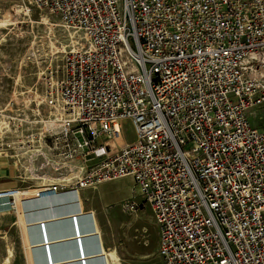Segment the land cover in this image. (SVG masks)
Wrapping results in <instances>:
<instances>
[{"label":"built area","instance_id":"1","mask_svg":"<svg viewBox=\"0 0 264 264\" xmlns=\"http://www.w3.org/2000/svg\"><path fill=\"white\" fill-rule=\"evenodd\" d=\"M29 3L82 44L53 58L32 186L0 189V214L23 190L130 178L120 208L148 206L163 264H264V0ZM122 121L134 139L118 146Z\"/></svg>","mask_w":264,"mask_h":264},{"label":"rangeland","instance_id":"2","mask_svg":"<svg viewBox=\"0 0 264 264\" xmlns=\"http://www.w3.org/2000/svg\"><path fill=\"white\" fill-rule=\"evenodd\" d=\"M76 42L82 44L79 34L64 28L55 15L31 6L29 0H0V168L4 166L8 173L0 182H17V187L32 186V183L20 181L23 178L29 179L28 170H33L26 169L30 159V154L25 149L27 143L33 141V136L40 127L43 129L50 124L44 120L48 112L40 96L42 82L54 66L53 58L72 49ZM258 73L264 77V63L260 64ZM121 134L115 145L122 146L124 142L134 139L133 127L129 121L121 122ZM35 168L41 170L38 166ZM43 172L45 176L50 174L48 169L46 174ZM35 174L43 176L41 171ZM132 184L130 178H123L87 190L83 203L87 210L95 214L98 230L85 223V217L92 218V212H84L78 221H68L73 217L64 216V219L59 214L50 217L44 213L36 214V218L31 220L29 214H23V226L30 227L27 226L30 221L33 224L31 226L59 223L64 232L62 229H50L48 242L45 240L48 238L42 237L43 233H40V239L31 237L30 245H27L29 249L22 235L25 255L20 232L15 227L5 228L3 237H7L3 242L6 241L12 251L7 249L3 264H10V261L11 264H50L46 257L47 250L51 252L53 261L58 260L61 249L62 253L67 251L68 257H76L79 256L77 249L81 238L85 245H99L94 250V256H87L88 253H85L84 261L89 264H101L99 260H103V264H163L157 253V228L148 206L141 204L136 211L130 213L120 208V203L130 197ZM35 190L38 189L29 191ZM56 199H52L50 203H36L34 208L64 204L63 200ZM25 204V210H29ZM16 216L18 222V215ZM65 220L68 222L64 223ZM23 233L28 235L27 231ZM101 236L109 250L102 246ZM65 247L67 249L64 250Z\"/></svg>","mask_w":264,"mask_h":264},{"label":"crops","instance_id":"3","mask_svg":"<svg viewBox=\"0 0 264 264\" xmlns=\"http://www.w3.org/2000/svg\"><path fill=\"white\" fill-rule=\"evenodd\" d=\"M0 173L3 174V175H0V180H4V177L6 178V176H8L7 175L8 173H7V171H6V169H5L4 166H1ZM7 178L13 179V178H10V177H7ZM17 186H18L17 185V182L14 183L13 181L11 183H3L2 181L0 182V189L15 188ZM38 190L32 191L31 192V196L28 197V199H27L28 202L26 204L24 203L25 206H28L30 209L29 210H25L24 204L22 205V208H21L22 215L23 214H29L28 217H30L31 220L33 218H36V214H31V213H35V212L41 213L42 211H44L47 215L48 214H52V215H49L50 217L51 216H57V214H59V215L63 214V216H61V217H64V216L70 217L72 215L73 216L78 215V218H76L75 220L72 219V220H68V221H78V220H80L83 217L82 215H84V212H92L90 210H87L85 204L83 203V197L88 193L87 192L88 189H84V190H82V191H80L78 193H75V195L74 194L71 195V194H68V193H58L56 195H53V196H56V197H52L50 199L49 198H43V199H41L37 195L35 196V194L37 192H39ZM62 194H65V195L63 196ZM65 196H72V198H73V196H76L77 200L76 201L73 200V202H70V201L68 202V201H66ZM55 198H57L56 200H59V199L60 200H63L64 201V204H62V205L61 204L60 205H53V206L52 205L49 206L50 204H48L46 206V208H43V209H35L34 208V205H36V203H42V201L49 202L50 203V201L52 199H55ZM79 201H80V203H79ZM76 203H78L77 204V208L78 209L74 210V208H76L75 207L76 205H73V204H76ZM58 206L61 207V210L65 208V212H63V213H57L58 212L57 209L60 208V207L58 208ZM39 213H37V214H39ZM17 215L19 217V214H17ZM79 216H82V217L80 218ZM66 217H64V219H66ZM21 219H23V216H20L18 218V222H17L16 212H10V213H2V214H0V264H3L4 263L5 257L7 255V249L8 248L11 249V246L9 244H7L6 241H5L6 243L3 242L4 240H6V237H7V236L3 237L5 235V228H8L9 229V228L15 227V230H17L18 232H20V236H21V239H22V244H23V238H24V241L26 242V246L28 244L30 245L31 237H34V238L36 237L37 239H40V238H42V237L45 236V238H48V239H45V240L49 241V238H50L49 237L50 236L49 231H50V229H52V228H54L55 230H57V229L61 230L62 229V231L64 229L61 225H58L59 223H48V224H42V225H38V226H31V225H33V224H31L32 221H30L31 223L27 225V226H30V227H26L25 225L23 226ZM68 221L65 220L64 223H67ZM85 221H86L85 223L87 224V226H91V228H95L96 227V229L98 230L99 226H98V222L96 220V216H95L94 213H93L92 218L85 217ZM88 223H89V225H88ZM54 224H56V225H54ZM80 225H82V223ZM19 226L22 227V230L23 231L21 230V228ZM24 231H27V234L28 235H25V233H23ZM40 233H43L44 235H42V237H41V234ZM22 235H23V238H22ZM24 235H25V237H24ZM157 235H158V231H157ZM101 239H102V246L105 248V250H109L106 247L105 241L103 240L102 236H101ZM71 241H74V240H71ZM80 241L82 242V238H81ZM66 242L67 241H65V244H66ZM158 243H159V237H158ZM23 247H24V251H25V255H26V250H25L24 244H23ZM27 247L29 249V246H27ZM98 248H99V245L98 244L94 245L92 243L90 245V243L89 244L86 243L85 247H83V251H84V253L85 252L88 253L87 256H91V255L94 256L96 254V253H94V250H97ZM65 249H67V248L65 247L64 250ZM11 251H12V249H11ZM12 257H13V253H12ZM80 257L81 256L68 257L67 251H63V253H62V249H61L60 252H59V258H58V260H55L54 262L57 263V264H62V263H66V264H68V263H72V264L73 263L74 264L75 263H78L79 264L82 261V259ZM76 258H78V259H76ZM11 260H12V258H11ZM26 260H27V256H26ZM29 260H30V258H29ZM99 261H100L101 264H103V260H99ZM10 264H11V261H10ZM27 264H28V262H27ZM86 264H89V263L87 262Z\"/></svg>","mask_w":264,"mask_h":264},{"label":"bare ground","instance_id":"4","mask_svg":"<svg viewBox=\"0 0 264 264\" xmlns=\"http://www.w3.org/2000/svg\"><path fill=\"white\" fill-rule=\"evenodd\" d=\"M43 181V183H45V180L46 179H42ZM49 180V179H48ZM51 181V180H50ZM22 194L20 195V197L19 198H17V205H16V215L19 213V217L20 216H22V210H21V208H22V205L24 204V203H27L28 201H27V199H28V197H30L31 196V192L29 191V190H23V191H20ZM68 194H74L75 195V192H71V193H68ZM67 194V195H68ZM38 196L39 198H41V199H43V198H52V197H56V196H50V197H45L44 195H41V194H39V192H37L36 194H35V196ZM63 196L65 195V194H62ZM25 199V200H24ZM65 199H66V201H70V202H73V200L74 201H76L77 200V198H76V196H73V198H72V196H65ZM79 203H80V201H79ZM77 204L78 203H76V204H73V205H76L75 207L76 208H74V210H76V209H78L77 208ZM60 206H58V208H59ZM82 207V206H81ZM58 211H61V213H63V212H65V211H63L62 212V210H65V208L64 209H62L61 210V207L59 208V209H57ZM73 210V211H74ZM33 212V211H32ZM37 213H39V212H35V213H31V214H37ZM41 213H44V214H46L44 211H42ZM78 213V212H77ZM48 215H52V214H48ZM61 216H63V214H61L59 217H61ZM18 217V218H19ZM70 217H74V220L76 219V218H78V215H75V216H70ZM80 217V216H79ZM54 225H56V224H54ZM79 232L80 233H82V231L81 230H79ZM80 235H82V234H78V236H80ZM48 242V241H47ZM79 244H82V247H85V242H81V241H79ZM80 247V246H79ZM78 251H79V256H81V250H80V248H78L77 249ZM51 253V252H50ZM84 253V252H83ZM86 253V252H85ZM84 253V254H85ZM76 259H78V258H76ZM83 261H84V259H83ZM84 262H86V261H84ZM53 263H55L54 261H53V259L51 258L50 259V264H53ZM87 263V262H86Z\"/></svg>","mask_w":264,"mask_h":264},{"label":"water","instance_id":"5","mask_svg":"<svg viewBox=\"0 0 264 264\" xmlns=\"http://www.w3.org/2000/svg\"><path fill=\"white\" fill-rule=\"evenodd\" d=\"M101 153H102L101 150L97 152L98 155L101 154ZM79 246H80L79 248L81 250V257L80 258L82 259L81 264H86V262L83 261V258L85 257V254L83 253L84 251H83L82 244H79ZM46 253H47V256L46 257L48 258V260H50L53 257L52 254H50V251L49 250H47Z\"/></svg>","mask_w":264,"mask_h":264}]
</instances>
